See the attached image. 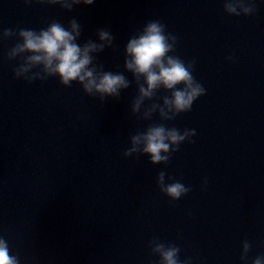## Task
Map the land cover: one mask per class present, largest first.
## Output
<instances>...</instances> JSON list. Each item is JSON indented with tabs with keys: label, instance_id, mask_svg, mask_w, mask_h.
I'll use <instances>...</instances> for the list:
<instances>
[{
	"label": "water",
	"instance_id": "1",
	"mask_svg": "<svg viewBox=\"0 0 264 264\" xmlns=\"http://www.w3.org/2000/svg\"><path fill=\"white\" fill-rule=\"evenodd\" d=\"M222 4L94 0L67 11L0 0V32L75 18L82 44L109 29L113 46L96 62L129 80L124 45L159 19L206 90L191 111L164 122L195 129L193 143L184 141L166 165L152 164L147 155H122L131 134L159 122L156 113L151 121L131 113L135 83L103 105L75 82L29 84L13 76L19 58L5 55L16 38L0 39V205L23 264H157L154 237L177 245L191 264H242L245 239L250 258L264 254V0L247 16ZM160 171L191 191L169 203L156 186Z\"/></svg>",
	"mask_w": 264,
	"mask_h": 264
},
{
	"label": "clouds",
	"instance_id": "2",
	"mask_svg": "<svg viewBox=\"0 0 264 264\" xmlns=\"http://www.w3.org/2000/svg\"><path fill=\"white\" fill-rule=\"evenodd\" d=\"M27 2V0H26ZM42 4L59 5L71 11L74 5H91L94 0H39ZM223 11L229 15L247 16L256 9L255 0H223ZM81 25L71 18L67 26L53 19L46 27L35 29L4 28L0 39L15 37L16 42L5 53L7 59H18L13 67L14 78L31 84L35 80L45 81L49 77L58 79L59 84L70 87L73 82L80 85L83 92L98 98L101 105L106 98L119 99L121 91L136 85V95L130 103L132 114L138 119L151 121L154 113L159 122L149 123L142 131L129 136L130 146L123 150L124 157L134 154L147 155L152 164H167L171 154L179 151L184 142L190 139L195 129L169 127L164 122L174 120L177 115L191 111L193 102L205 94V88L193 75L194 60L185 61L176 55L177 36L167 32L159 19L146 21L134 32L124 45L123 68L131 73L129 80L122 72L104 70L97 63L95 54L113 46L114 35L107 28L96 30L97 39H87L82 44ZM228 59H232L231 56ZM119 67V66H117ZM163 90L164 95H158ZM159 100L161 103H157ZM148 102V103H146ZM167 179L164 171L157 173L156 186L169 197V203L180 199L191 191L179 180L171 176ZM207 183V180H204ZM150 252L158 255L157 264H191V258L181 260L180 248L161 242L158 238L149 241ZM250 242L242 241L240 260L242 264H264V254L254 258L248 256ZM0 264H21L8 241L0 236Z\"/></svg>",
	"mask_w": 264,
	"mask_h": 264
}]
</instances>
